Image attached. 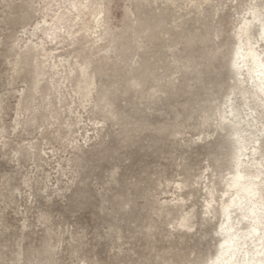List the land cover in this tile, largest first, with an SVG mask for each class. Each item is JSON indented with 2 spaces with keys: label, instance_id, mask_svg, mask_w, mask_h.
<instances>
[{
  "label": "bare ground",
  "instance_id": "1",
  "mask_svg": "<svg viewBox=\"0 0 264 264\" xmlns=\"http://www.w3.org/2000/svg\"><path fill=\"white\" fill-rule=\"evenodd\" d=\"M140 1L146 7L157 4L156 0H135L136 6ZM51 2H48L49 8L53 7ZM55 2L50 19L42 17L23 31L24 37L19 42L8 47L12 66L9 85L18 78L22 83L21 89L14 92L16 108L8 126L11 132L18 133L27 128L37 133L44 126L41 141L29 140L24 147L13 149L10 160L18 162L23 153L36 160H51L54 153L42 141L51 134L60 135L54 124L62 114L67 129L63 137L68 138L67 145L73 151L82 148L80 141L90 145L102 137L101 131L108 119L112 129L119 127L117 134L128 133L134 124L130 115L113 112L116 97L112 96L110 81L98 85V76L108 77V73H96L90 59L81 61L75 56L54 54L52 44L85 46L88 52L103 51L99 59L106 67L110 65L111 70L119 56L133 51L138 63L126 64L119 82L128 84L123 90L125 94L130 92V87L135 92L151 84L147 109L154 102L151 97L156 92H164L163 87H172L178 82L165 95L163 100H167L180 95L182 85L188 87L189 82H195V87L182 91L186 97L175 105L176 122L170 131L164 133L162 125L153 130L158 136L167 135L175 140L176 147L185 149L183 153L198 147L204 151L206 160L205 165L194 171L187 162L188 157L180 154L174 158L175 166L180 167L178 178L166 179L164 184L158 181L153 192L144 195L150 213L141 234L145 238L158 235L160 241L169 242L168 248L155 250L151 264H264V0H161L164 8L157 4L148 12L147 9L140 12L121 34L113 33L105 25L104 0ZM206 6L211 9L210 20L206 19ZM167 10L173 22L170 27L163 24ZM179 10L185 12L179 13ZM193 10L199 26L192 25L193 31H189L184 16ZM24 16L16 15L13 19L21 20ZM216 18L220 26L213 30L209 21ZM226 20L230 23L229 41L222 44L215 37H219L221 22ZM140 26L148 30L144 37L149 42L139 40L137 27ZM159 33L167 38L159 41ZM118 38L120 42L116 43ZM106 41L109 45L104 49ZM151 43L173 57L174 73L183 69L179 76L153 74L150 66L159 57L151 63V57L147 56V45ZM223 46L226 54H221ZM215 61H219L220 69L215 75L224 74V77L203 79V75L214 72ZM160 67L167 68V65ZM90 104L95 113H101L102 119L87 128L83 111ZM178 106L181 110H177ZM2 108L0 101V112ZM40 118L45 124L37 123ZM147 124L143 121L144 130ZM76 127L77 130L71 129ZM78 131L80 135L75 134ZM6 132L1 124L4 146L8 142ZM187 133L190 135L186 136ZM73 160H77L75 152L72 158H66V164H57L55 172L71 183L75 179V170L70 164ZM45 178L49 184L42 181L41 189L61 190L59 178L53 181L48 174ZM22 183L32 199L35 183H39L37 176L27 172ZM196 194L200 201L195 198ZM208 227L211 231L206 230ZM207 237L213 242V251L206 256L195 250L181 253L178 248L189 238L201 243ZM43 252L49 256L56 254L55 247L48 243ZM20 260L19 254L14 264Z\"/></svg>",
  "mask_w": 264,
  "mask_h": 264
},
{
  "label": "rangeland",
  "instance_id": "2",
  "mask_svg": "<svg viewBox=\"0 0 264 264\" xmlns=\"http://www.w3.org/2000/svg\"><path fill=\"white\" fill-rule=\"evenodd\" d=\"M50 1L27 0L24 3L22 0H0V101L3 105L0 125L3 124L7 129L5 134L8 136L5 146L0 137V264H14L19 254L21 260L18 264H151L155 250L168 248L169 242L160 241L158 235L145 238L141 234L150 213L144 195L149 191L153 192V187L158 181L164 184L166 179L172 181L178 178L180 167L175 166L174 158L180 154L188 157L187 162L194 171L206 164L203 150L194 147V151L183 153L185 149L176 147L175 140L167 135L158 136L153 127L162 125L165 127L164 133L170 131L176 122L175 105L186 97L182 91H189L191 86L195 87V82H189L188 87L182 85L180 95L170 96L167 100H163L165 95L173 91L178 82L176 80V85L172 87H163L164 92H156L154 97H151L154 102L147 109L145 105L149 102L147 99L150 96L151 84L135 92L130 87V92L125 94L123 90L128 84L119 82L125 65L138 63V56L133 57V51L119 56L114 70H111L108 69L110 65L106 67L103 65L106 63L99 59L103 51L88 52L85 46L77 48L66 43L57 46L52 44L54 54L75 56L81 61L90 59L96 73H108V77L98 76V85L110 81V90L114 91L112 96L116 97L113 112L130 115L134 124L128 133L117 134L119 127L112 129L108 119L107 126L101 131L102 137L92 141L90 145L80 141L82 148L73 151L71 145H67L68 138L63 137L67 129L63 124L62 114L54 124V127L59 128L60 135L51 134L42 141V145L54 153L51 160H36L34 156L23 153L18 162L11 161L13 149L24 147L29 140L41 141L40 134L43 133L44 126L39 127L37 133L28 128L19 133L11 132L8 126L16 108L14 92L22 86L19 78L12 86L9 85L12 66L8 47L19 42L24 37L23 31L41 21L42 17L51 18V9L55 8L57 3L52 0L53 7L49 8ZM140 2L136 6L135 0H104L105 25L113 33L121 34L140 12L146 9L148 12L157 4L161 8L165 7L161 0H156L157 4H152L151 7L143 6V1ZM205 8L206 19L210 20L211 9L209 6ZM184 12L179 10V13ZM194 12L195 10L184 16L189 31H193L192 25L199 26L195 23L197 16ZM166 13L163 24L170 27L173 24L172 17L168 10ZM16 15L25 16L21 20L13 19ZM228 21L221 22L222 31L219 37H215L216 42L226 44L229 41ZM209 24L213 30H217L220 21L216 18L209 21ZM137 30L141 36L139 40L149 42V38L144 37L148 30L146 31L144 26L137 27ZM158 36L159 41L167 38L162 33ZM116 41L119 43V38ZM108 45V41L104 42L103 48L106 49ZM178 48L182 49V45ZM220 51L221 54H226L225 46ZM147 56L151 57V63L159 57L157 63L150 66L155 75L172 78L179 76L183 70L174 73L173 57L163 48L159 49L157 44L147 45ZM163 64L167 65V68H161ZM218 64L219 61H215L214 72L203 75V79L215 77V71L220 70ZM216 77L223 78L224 74ZM177 110H181V107L178 106ZM83 117L87 128H90L91 123L102 119L101 113H95L92 104L83 111ZM143 121L148 123L146 130L143 128ZM41 122L45 124L40 118L37 123L42 124ZM106 130L108 134L104 137ZM80 133L81 131H78L75 134ZM189 135L190 133L186 134ZM74 152L77 160L70 162L75 170V179L71 183L66 177H60L55 172L57 164H66V158H72ZM176 162H179V159H176ZM37 164L39 165L36 168ZM27 172L37 176L39 182L35 183L32 199L28 197L29 192L22 183V178ZM46 174L50 175L53 181L55 177L59 178L60 191L41 189L42 181L48 183ZM17 190H20V193ZM195 198L201 200L198 194ZM206 230L211 231V227ZM46 243L55 247L54 256L43 252ZM178 248L181 253L195 250L206 256L213 251V242L209 241V237L201 243H197L195 238H189Z\"/></svg>",
  "mask_w": 264,
  "mask_h": 264
}]
</instances>
